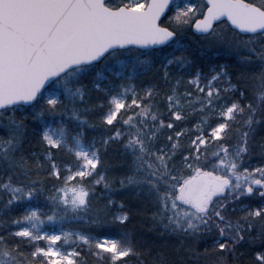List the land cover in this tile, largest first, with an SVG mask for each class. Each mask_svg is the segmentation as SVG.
I'll return each mask as SVG.
<instances>
[{
  "label": "snow or ice",
  "instance_id": "snow-or-ice-1",
  "mask_svg": "<svg viewBox=\"0 0 264 264\" xmlns=\"http://www.w3.org/2000/svg\"><path fill=\"white\" fill-rule=\"evenodd\" d=\"M85 249L264 264V0H0V264Z\"/></svg>",
  "mask_w": 264,
  "mask_h": 264
},
{
  "label": "trees",
  "instance_id": "trees-1",
  "mask_svg": "<svg viewBox=\"0 0 264 264\" xmlns=\"http://www.w3.org/2000/svg\"><path fill=\"white\" fill-rule=\"evenodd\" d=\"M169 15H171L169 13ZM224 25L222 24L221 27H223ZM187 36L189 39L191 40H200L202 39V37L195 33V30L194 29H189L188 30V33H187ZM211 55V54H210ZM225 60L224 59H221V58H217V57H213L210 61V63H224ZM196 123V120L193 119L191 121L190 124H187V125H181V127H191L192 124H195ZM179 130V128L177 129ZM86 134H87V137L89 139L93 138V137H96V138H99V135L101 134V130L98 128V129H86ZM186 142V141H185ZM111 154V153H110ZM253 163H258V160H254ZM55 182V181H53ZM36 207L38 208H42V209H46V210H49V203L44 199V197H40L39 198V201L37 203L34 204ZM143 208V206H141ZM24 211V209L22 207H18L17 209H15L12 213L13 216H16V215H20L22 214ZM69 228L71 227H74V226H67ZM129 228L130 229H134L137 233H140L144 236H150V235H155L156 233L154 231L150 232L149 230L153 228V224L151 222V220L149 219V214L148 212L144 211L142 213V215H138V216H135L133 218V220L131 221V223L129 224ZM138 239L140 238L139 236L137 237ZM86 255L82 256L81 257V264H103V261L101 260H98L93 254H87V250L85 249L84 250ZM241 251L245 252L246 255L244 256V261L245 262H250L251 260V255L248 254V250L247 249H241ZM130 264H135V261H131Z\"/></svg>",
  "mask_w": 264,
  "mask_h": 264
},
{
  "label": "rangeland",
  "instance_id": "rangeland-1",
  "mask_svg": "<svg viewBox=\"0 0 264 264\" xmlns=\"http://www.w3.org/2000/svg\"><path fill=\"white\" fill-rule=\"evenodd\" d=\"M170 14H172V13H170ZM35 206V205H34ZM36 207V206H35ZM42 209V208H41ZM44 211H48V210H46V209H43ZM50 214V213H49ZM55 227L56 228H58L59 227V225H55ZM70 228L69 227H67V226H65V230H69ZM49 230H51V228L49 229Z\"/></svg>",
  "mask_w": 264,
  "mask_h": 264
}]
</instances>
